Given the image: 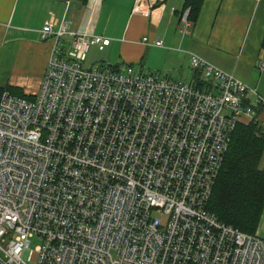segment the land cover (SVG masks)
Returning <instances> with one entry per match:
<instances>
[{
  "label": "built area",
  "instance_id": "built-area-1",
  "mask_svg": "<svg viewBox=\"0 0 264 264\" xmlns=\"http://www.w3.org/2000/svg\"><path fill=\"white\" fill-rule=\"evenodd\" d=\"M100 3L87 1L84 30L45 22L37 90L0 98V264H264L263 238L206 210L236 126L264 133L256 90L193 54L202 88L131 66L84 69L89 48L109 42L90 29ZM192 27L184 13L178 33Z\"/></svg>",
  "mask_w": 264,
  "mask_h": 264
},
{
  "label": "crops",
  "instance_id": "crops-1",
  "mask_svg": "<svg viewBox=\"0 0 264 264\" xmlns=\"http://www.w3.org/2000/svg\"><path fill=\"white\" fill-rule=\"evenodd\" d=\"M183 2L144 0V15L134 11L135 0H101L90 29L109 40L99 50L106 49L105 58L118 69L131 66L139 73L191 81L189 55H197L255 89L263 104L258 117L264 121V74L256 68L263 58L264 0H204L186 36L177 31ZM117 13L120 20L110 35L108 28ZM51 17L57 22L67 20L74 31L88 26L87 7L75 0L67 10L59 0H0V87H16L27 96L37 90L50 49L49 42L40 40L39 31ZM143 38L161 40L163 47L143 45ZM256 101V96L250 97L251 104ZM240 124L248 122L242 119ZM260 169H264V152ZM256 235L264 239V207Z\"/></svg>",
  "mask_w": 264,
  "mask_h": 264
},
{
  "label": "trees",
  "instance_id": "trees-1",
  "mask_svg": "<svg viewBox=\"0 0 264 264\" xmlns=\"http://www.w3.org/2000/svg\"><path fill=\"white\" fill-rule=\"evenodd\" d=\"M75 1L86 5L88 0ZM95 1L90 0L93 5ZM203 1L184 0L182 10L178 13V22L186 13L187 21L194 26ZM260 51L264 58V36ZM263 58L259 61H264ZM192 80L202 88L203 84L198 83L195 74ZM5 92L20 98H30L19 88L9 85L0 87V98ZM256 111L258 114L257 107ZM263 152L264 133L259 124L252 122L248 125H237L206 205V210L219 221L250 236L257 232L264 207V169H260Z\"/></svg>",
  "mask_w": 264,
  "mask_h": 264
},
{
  "label": "rangeland",
  "instance_id": "rangeland-1",
  "mask_svg": "<svg viewBox=\"0 0 264 264\" xmlns=\"http://www.w3.org/2000/svg\"><path fill=\"white\" fill-rule=\"evenodd\" d=\"M96 3H97V0H96ZM96 3H95V5H96ZM119 20H120V14L117 13V14L114 15V18H113V21H112V25L108 28V34L112 35V33L116 30V25H117V22ZM98 24H99V27L102 28V26L104 24V21H103L102 18H100ZM91 47H90L91 49L89 48L90 50L85 55V59H84V62H83L84 69L93 68V67H95L96 65H99V64H105L104 66H106V65L107 66H113L105 58L106 49L105 50H99L98 46H91ZM138 69H139V67H138ZM190 79L184 78L183 80H184V82L185 81L187 82V81H190ZM39 244H40V242L36 238H33L32 240H30V248H31V250H34L35 247L37 245H39Z\"/></svg>",
  "mask_w": 264,
  "mask_h": 264
}]
</instances>
